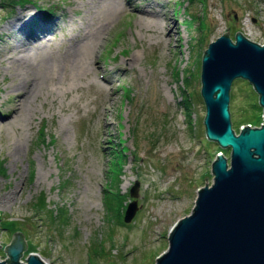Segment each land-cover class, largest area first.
<instances>
[{
  "label": "rangeland",
  "instance_id": "1",
  "mask_svg": "<svg viewBox=\"0 0 264 264\" xmlns=\"http://www.w3.org/2000/svg\"><path fill=\"white\" fill-rule=\"evenodd\" d=\"M14 1L21 0H0V261L18 231L28 243L23 264L31 253L45 264H155L199 188L212 184L216 155H230L205 137L203 52L226 33L232 42L241 33L264 45V0H121L123 11L112 18L94 54L96 69L86 76L63 71L53 80L34 63L25 83L30 87L41 76L40 84L18 116L12 111L22 91L11 85L21 79L15 63L9 68L2 59L35 34L44 37L36 48L47 54L50 44L59 55L104 7L102 0ZM91 2L98 8L88 10ZM147 8L175 22L168 45L157 44L139 26L137 10ZM23 15L41 29L4 30L10 21L23 24ZM49 20L50 30L39 34ZM230 94L233 131L257 126L259 109L248 106L258 100L252 86L234 80ZM118 139L125 147L119 158ZM42 197L55 212L54 224L35 209ZM133 201L136 213L125 224Z\"/></svg>",
  "mask_w": 264,
  "mask_h": 264
},
{
  "label": "water",
  "instance_id": "2",
  "mask_svg": "<svg viewBox=\"0 0 264 264\" xmlns=\"http://www.w3.org/2000/svg\"><path fill=\"white\" fill-rule=\"evenodd\" d=\"M247 81L258 95L263 112L259 127L232 130L229 112L234 80ZM200 96L205 105V137L229 158L217 154L211 164L213 181L197 191L191 212L170 229L168 246L155 264H264V45L237 33L211 42L203 52ZM138 183L130 189L137 197ZM136 202L130 203L123 222L129 223ZM27 249L21 233L4 248L7 259L0 264H23ZM25 264H45L31 253Z\"/></svg>",
  "mask_w": 264,
  "mask_h": 264
},
{
  "label": "bare ground",
  "instance_id": "3",
  "mask_svg": "<svg viewBox=\"0 0 264 264\" xmlns=\"http://www.w3.org/2000/svg\"><path fill=\"white\" fill-rule=\"evenodd\" d=\"M102 1V6L99 5V8L104 7V11L100 12V14H102H96L99 15L98 18H96L94 15H91V19L93 18V20L89 26L87 27L83 24L84 27L82 25V27H80L78 30L79 35L74 36L73 38L74 44L70 45L68 48H65L64 51L59 55L54 54L50 44L47 46V54L42 52V47L36 48V46H34L35 43L38 44L44 39V37H39L38 34H35L33 36L29 35V37L26 38L25 42L23 43L17 42L14 44L13 53L2 59V61L6 63L9 68H12V63H15L17 77L21 79L20 82L13 83L11 85L14 91H22V93L17 96L18 102L12 111L14 116H18L25 111L26 105L31 103L30 101H33L36 90L40 84L41 76H39L38 79L33 78L34 82L30 85V87H28V85L25 83L26 75L29 73V71H31L35 65L34 63H36L38 66L40 65L39 71H42L41 73H43V76L45 74L47 77L53 80L58 79L63 71H69L66 76H86L88 73L96 69V62L93 61V58L98 43L112 18L121 13L124 8V6H122L121 0ZM157 5H159V3L154 1L153 6ZM94 8H98V5L94 2H91L87 9L89 10ZM88 10L86 11L88 12ZM25 15H23L21 19L23 24H19V22L16 24L14 21H10L8 22V25L5 26L4 30L6 29L10 32L12 30L16 31L19 28L21 29L19 32L28 31L31 21L34 18H26ZM136 19L141 29L145 31V33L149 34L153 39H155L157 44L168 45L173 39L172 32L177 33L176 30H171L172 24L175 22L166 19V12H161L158 10L152 11L150 8H147L144 11L137 10ZM18 24L19 26L17 27ZM50 27L51 26L49 23V25L47 24V27L44 28L43 31L38 33L41 34L45 33L46 31L48 32ZM35 38L36 41L32 42V40H35ZM38 54L41 56H38ZM34 59H36L38 62H33Z\"/></svg>",
  "mask_w": 264,
  "mask_h": 264
},
{
  "label": "trees",
  "instance_id": "4",
  "mask_svg": "<svg viewBox=\"0 0 264 264\" xmlns=\"http://www.w3.org/2000/svg\"><path fill=\"white\" fill-rule=\"evenodd\" d=\"M22 1V0H21ZM25 2V0L24 1H22V3H24ZM17 3V2H16ZM241 80V79H240ZM246 85H248L249 83L248 82H246V81H244V80H242ZM124 91H125V89H124ZM250 91L252 92V89L250 88ZM230 97H231V99H233L232 98V95L230 94ZM183 100H185L184 98H183ZM184 106H185V104H184ZM248 106H250V107H252V108H255V109H259V114L258 115H256V122H257V126L256 125H254L253 127H258L260 124H261V122L263 121V112H262V109H261V107L259 106V104H258V100L257 101H251L249 104H248ZM231 113V112H230ZM250 124V123H249ZM239 128H240V125L238 126ZM45 131V127H41L40 128V130H39V132H38V135L39 136H41L42 134H44L43 132ZM50 137V136H49ZM50 143H53V140L51 139L50 140ZM212 143V142H211ZM118 144H120V145H122V142L121 141H119V143ZM215 144V143H214ZM217 145V144H216ZM119 146V145H118ZM117 146V148L115 149L116 150V152H115V154H118L117 155V158H119V156L120 157H123L122 155H121V152L122 151H124V147L122 146V148H121V146H120V150H119V147ZM217 147L219 148V151H221V148L217 145ZM115 158H116V156H115ZM118 166H119V164H118ZM121 167H122V165L120 164V166L118 167V168H120L121 169ZM111 170H112V168H111ZM108 191H110L109 189H108ZM36 206V211H38V212H46V213H48V218H49V221L51 222V223H55V220H56V216H55V212L54 211H50V210H48L47 209V204H46V200L42 197V198H40L39 200H38V202H37V204L35 205ZM16 233H18V231L16 232ZM20 233V232H19ZM22 234V233H21ZM23 235V234H22ZM23 237H24V235H23ZM24 239H25V237H24ZM26 240V239H25ZM26 242V241H25ZM27 243V242H26ZM28 244V243H27Z\"/></svg>",
  "mask_w": 264,
  "mask_h": 264
}]
</instances>
